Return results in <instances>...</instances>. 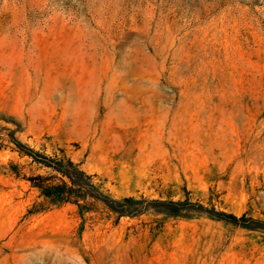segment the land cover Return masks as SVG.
<instances>
[{
    "label": "rangeland",
    "instance_id": "rangeland-1",
    "mask_svg": "<svg viewBox=\"0 0 264 264\" xmlns=\"http://www.w3.org/2000/svg\"><path fill=\"white\" fill-rule=\"evenodd\" d=\"M11 133L116 199L264 219V0H0V264H264L204 216L35 212Z\"/></svg>",
    "mask_w": 264,
    "mask_h": 264
},
{
    "label": "trees",
    "instance_id": "trees-1",
    "mask_svg": "<svg viewBox=\"0 0 264 264\" xmlns=\"http://www.w3.org/2000/svg\"><path fill=\"white\" fill-rule=\"evenodd\" d=\"M6 141L10 150L19 158H26L31 168V174L27 176L21 174L22 165L8 164L9 173L29 183L30 187L38 192V198L42 199V202L37 204L35 212H44L51 207L70 204L77 208L80 215L103 209L114 214L116 219L136 217L149 212L161 214L165 218L188 219L192 215H197L244 230L264 233V219L252 218L246 213L236 216L214 207L206 208L189 199L178 201L148 200L142 197L116 199L94 182L95 175L87 174L69 157L50 156L35 150L19 141L14 133H11Z\"/></svg>",
    "mask_w": 264,
    "mask_h": 264
}]
</instances>
